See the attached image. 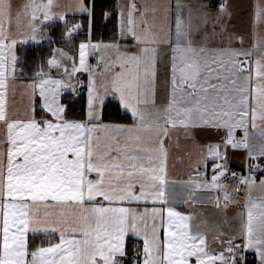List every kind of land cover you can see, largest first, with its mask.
I'll list each match as a JSON object with an SVG mask.
<instances>
[{
	"label": "snow or ice",
	"instance_id": "6c2138e0",
	"mask_svg": "<svg viewBox=\"0 0 264 264\" xmlns=\"http://www.w3.org/2000/svg\"><path fill=\"white\" fill-rule=\"evenodd\" d=\"M102 15L110 40L89 0H0V264H264V0L247 40L228 0Z\"/></svg>",
	"mask_w": 264,
	"mask_h": 264
},
{
	"label": "trees",
	"instance_id": "16d2710c",
	"mask_svg": "<svg viewBox=\"0 0 264 264\" xmlns=\"http://www.w3.org/2000/svg\"><path fill=\"white\" fill-rule=\"evenodd\" d=\"M89 2L94 3L96 11L94 35L97 38H101L104 40L111 39L113 37V32L117 25L118 16L105 19L102 15V12L116 9L117 0H89ZM75 19L78 21H82L83 17L77 15ZM48 30L50 36L54 38L55 43H50L47 39L42 42H27L18 44L17 55L20 60L19 66L25 69V73L29 72L31 65L35 61L39 60L41 56L47 57L52 47L63 46L60 40L62 23L56 21L51 24ZM84 34L85 33L82 30L79 38L82 39ZM72 95L73 94L71 93H65L66 98L71 97ZM65 102H67V100ZM230 166L241 168V165L238 164H233Z\"/></svg>",
	"mask_w": 264,
	"mask_h": 264
},
{
	"label": "crops",
	"instance_id": "0c3cea01",
	"mask_svg": "<svg viewBox=\"0 0 264 264\" xmlns=\"http://www.w3.org/2000/svg\"><path fill=\"white\" fill-rule=\"evenodd\" d=\"M129 2L130 0H117V7L126 6ZM139 2L140 0H137V3ZM228 2L231 5V10L233 13V18L229 22L228 26L230 29H233L236 32H239L242 35H244L245 39L247 40L251 32L253 31L252 12H253V5L257 2V0H228ZM45 35L50 36L49 30H47ZM45 40L47 39H42L38 41H28V42H42ZM16 53H17V48H16ZM90 62L95 64L96 63L95 58L91 59ZM230 161H231L230 165L233 164L242 165L244 163L243 157L239 153L231 155ZM198 211H203L206 215L211 216L212 213L214 212V209L211 207H207L204 209H198ZM229 214L231 215V213Z\"/></svg>",
	"mask_w": 264,
	"mask_h": 264
},
{
	"label": "built area",
	"instance_id": "2783aa9c",
	"mask_svg": "<svg viewBox=\"0 0 264 264\" xmlns=\"http://www.w3.org/2000/svg\"><path fill=\"white\" fill-rule=\"evenodd\" d=\"M81 79H86V78L82 76ZM231 168H232L234 171H242V170H246V169L237 168V167H234V166H231ZM250 259H251V257H250Z\"/></svg>",
	"mask_w": 264,
	"mask_h": 264
}]
</instances>
